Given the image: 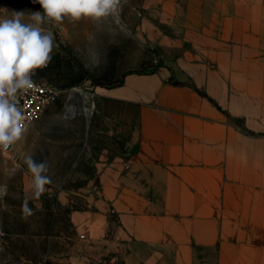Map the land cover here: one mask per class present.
I'll list each match as a JSON object with an SVG mask.
<instances>
[{
    "label": "crops",
    "instance_id": "crops-1",
    "mask_svg": "<svg viewBox=\"0 0 264 264\" xmlns=\"http://www.w3.org/2000/svg\"><path fill=\"white\" fill-rule=\"evenodd\" d=\"M216 4L173 40L184 81L129 72L106 90L137 104L138 131L89 148L60 264H264V0Z\"/></svg>",
    "mask_w": 264,
    "mask_h": 264
},
{
    "label": "rangeland",
    "instance_id": "rangeland-1",
    "mask_svg": "<svg viewBox=\"0 0 264 264\" xmlns=\"http://www.w3.org/2000/svg\"><path fill=\"white\" fill-rule=\"evenodd\" d=\"M217 4L216 0H127L119 34L114 42L105 38L102 45L107 63L92 71L85 69L79 50L93 24L66 19L46 25L58 47L48 66L37 69L34 77L53 84L59 93L20 141L0 149V185L7 186V194L0 197V264L62 262L76 233L72 215L88 207L86 194L95 173L89 165V148L103 140L111 148L122 147L125 131L129 150L138 131L137 104L111 99L106 90L129 72L161 71L170 81H184L185 72L177 70L176 63L183 48L174 46L173 40L182 39L192 10L207 15ZM39 9L31 0H0V16L12 10H23L27 16ZM103 116L110 117L105 121L110 122L114 142L103 135ZM29 155L47 162L52 183L39 199L29 201L33 215L25 219L21 206L25 195H31V174L23 161ZM96 254L102 257V249Z\"/></svg>",
    "mask_w": 264,
    "mask_h": 264
},
{
    "label": "clouds",
    "instance_id": "clouds-1",
    "mask_svg": "<svg viewBox=\"0 0 264 264\" xmlns=\"http://www.w3.org/2000/svg\"><path fill=\"white\" fill-rule=\"evenodd\" d=\"M127 0H31L39 10L27 16L23 10H12L0 16V149H8L21 140L28 130L27 120L19 99L36 87L33 77L37 69L48 66L53 50L58 47L50 27L69 20H89L94 30L86 35L79 50L84 67L92 71L107 63L103 50L105 38L114 42L119 34L120 14ZM23 163L31 174V195H25L21 206L23 218L33 215L29 201L39 199L52 183L46 161L26 156ZM13 172L15 169L12 170ZM7 174V173H6ZM7 186L0 185V197Z\"/></svg>",
    "mask_w": 264,
    "mask_h": 264
},
{
    "label": "built area",
    "instance_id": "built-area-1",
    "mask_svg": "<svg viewBox=\"0 0 264 264\" xmlns=\"http://www.w3.org/2000/svg\"><path fill=\"white\" fill-rule=\"evenodd\" d=\"M36 87L29 90L19 99L23 112L30 121L28 127L42 117L47 108L56 101L59 90L53 84L43 79L33 77Z\"/></svg>",
    "mask_w": 264,
    "mask_h": 264
},
{
    "label": "bare ground",
    "instance_id": "bare-ground-1",
    "mask_svg": "<svg viewBox=\"0 0 264 264\" xmlns=\"http://www.w3.org/2000/svg\"><path fill=\"white\" fill-rule=\"evenodd\" d=\"M71 109H72V107L69 108V110H71ZM87 111H88V110H86V112H87Z\"/></svg>",
    "mask_w": 264,
    "mask_h": 264
}]
</instances>
